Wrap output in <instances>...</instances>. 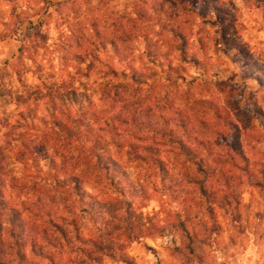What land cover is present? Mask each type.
Instances as JSON below:
<instances>
[{"label":"trees","instance_id":"1","mask_svg":"<svg viewBox=\"0 0 264 264\" xmlns=\"http://www.w3.org/2000/svg\"><path fill=\"white\" fill-rule=\"evenodd\" d=\"M243 1L264 17V0ZM70 3L64 0L52 5L58 60L60 64L76 62L74 74L60 78L46 71L45 50L41 53L37 44L22 43L17 55L0 67V128L5 130L0 145V264L16 259L18 264H28L27 248L45 264H102L106 258L133 264L126 253L134 243L186 230L190 216L186 209H162L165 224L136 210L138 203L151 200L155 193L212 214L215 207L238 201L241 187L264 191V154L257 159L258 152H247L251 146L256 150L260 138L253 140L254 134L241 130L217 106L209 108L215 124L194 121L182 113H176L174 120L156 115L135 92L152 76L133 66L127 74L106 65L102 77L110 80L101 90L100 101L109 116L102 118L92 96L75 83V76L82 72L77 70L80 65L89 70L103 63L101 57L126 61L129 43L144 44L146 62L168 81L184 75L185 67L207 70L210 31L222 30L230 21L235 10L232 0H133L132 18H127L130 30L111 36H104L94 22L76 28L78 22L72 21H77L78 14L67 10ZM10 17L12 31L28 22L27 10L17 13L13 9ZM4 38L0 36V41ZM221 39L226 43L225 35ZM43 45L50 47L47 37ZM234 47L241 54L246 52L245 60L253 68L247 75L259 84L258 104L251 113L264 119V52L256 56L250 46ZM71 49L80 52L72 54ZM28 75L38 85L30 86L25 80ZM119 78L125 86L111 83ZM12 80L16 87L8 84ZM117 137L126 143V156L140 168V177L132 179L123 164L108 154ZM33 140L37 147L45 145L43 151L52 145V179L59 183L61 197L50 190H37V182L18 184L10 178L8 186L7 155L17 144L28 149L27 141ZM61 148L67 149V155ZM32 162L36 164V159ZM14 195L25 198L16 202ZM75 253L78 256L72 257Z\"/></svg>","mask_w":264,"mask_h":264},{"label":"rangeland","instance_id":"2","mask_svg":"<svg viewBox=\"0 0 264 264\" xmlns=\"http://www.w3.org/2000/svg\"><path fill=\"white\" fill-rule=\"evenodd\" d=\"M62 1L64 0H0V36H6L0 41V67L16 56L20 45L26 43L37 44L41 53L45 50L46 71L60 78H66L76 72V62L69 60L60 64L58 60L60 54L56 47L59 45V38L52 4ZM232 1L235 10L230 21L222 25V30L210 31L211 58L207 61V70L185 67L184 75L174 76L172 81H168L166 76L163 77L160 71H156L146 62L143 55L144 44L129 43L126 47V61L119 62L116 58L101 57L103 63L89 70H86L87 65H80L77 70L82 72L75 76L76 86L92 96L102 118L109 116L106 105L100 101L101 90L110 80L102 77L105 66H111L118 72L125 71L127 74L130 73L128 69L133 66L152 76L147 84L137 87L135 92L142 96L144 103L151 105L156 115L168 116L174 120L176 113H182L184 117L188 115L194 121L201 119L215 124L217 121L209 108L217 106L236 120L241 130L246 129L251 136L254 134L256 137L253 140L260 138L256 150H253L255 146H251L247 152L250 155L258 152L260 155H257V159H262L264 119L258 120L251 113L254 104H258L260 88L258 82L247 75L253 72V68L245 60L246 52L241 54L234 45L250 46L253 54L261 55V52H264V17L258 9L245 7L243 0ZM132 3L133 0H71L67 10L70 12L74 9L77 12V21H72L78 22L75 24L76 28H83L94 22L99 24L104 36H111L130 30L127 18H132ZM80 8L82 11L78 12ZM13 9H16L17 13L27 10L28 15V22L15 31L10 28L13 23L10 17ZM15 24L17 26V23ZM37 32L41 36L36 35ZM223 35L226 36V43L222 42ZM45 37L48 39L49 48L43 45ZM70 51L72 54L80 52L79 49ZM25 80L30 86L38 85V80L32 75L26 76ZM111 81L113 84H121L119 87L125 86L122 78ZM8 84L17 86L15 80L8 81ZM131 90L129 87V91ZM118 91L126 96L123 90ZM12 110L13 108H8L7 112ZM218 126L219 123L216 127ZM220 131L224 132L223 128H220ZM4 132L5 130L0 128V145ZM36 134L40 136L41 131L38 130ZM239 135L243 140L244 133ZM227 139L231 140L230 135ZM115 142L117 144L110 147L108 154L123 164L132 179L140 177V168L126 156L124 140L117 137ZM27 144L28 149L20 144L15 145L13 151L7 155L4 167L8 186L10 178H14L18 184L37 182V190H50L61 197L59 183L52 179V174H55L51 162L52 149L49 147L52 145H48L43 151L44 144L37 147V141L34 140L27 141ZM61 152L67 155V149L61 148ZM33 158L36 159V164L32 162ZM6 193L10 196L8 190ZM240 194L239 200L230 206L215 207L212 214H206L194 204L175 202L168 195L155 193L151 200L138 203L136 210L145 216L156 218L160 224H165L162 209L177 212H184L186 209L190 214L185 224L186 230L141 239L127 250V258L133 264H264V191L244 186L240 188ZM24 198L23 195H20V198L17 195L12 196L16 202ZM62 213L63 211H60V214ZM24 253L28 264H45L35 258L29 248L25 249ZM77 256L78 253H75L72 257ZM10 264H18L17 259L10 261ZM102 264L123 263L106 258Z\"/></svg>","mask_w":264,"mask_h":264}]
</instances>
